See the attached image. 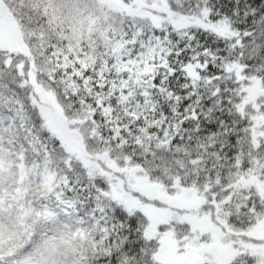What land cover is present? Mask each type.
<instances>
[{
	"label": "trees",
	"instance_id": "trees-1",
	"mask_svg": "<svg viewBox=\"0 0 264 264\" xmlns=\"http://www.w3.org/2000/svg\"><path fill=\"white\" fill-rule=\"evenodd\" d=\"M217 2L227 5L230 0ZM2 3L15 19L26 50L0 47V264H101L110 229L80 216L76 206L91 199L105 205L115 202L132 213L138 210L115 197L111 180L88 168L50 130L36 102L40 90L53 92L70 119L79 117L96 129L99 125L86 104L90 102V108L100 104L98 118L110 126L109 144L97 143L89 135L88 152H120L122 165H138L141 173L169 191L196 187L205 189L210 198L225 200L232 185L249 172L264 179V140L256 142L252 130L257 107L246 97L249 79H260L264 86L260 17H254V27L247 30L240 28L239 16L210 25L223 38L225 55L215 76L197 73L193 84L194 91L203 94L221 93L213 108H223L225 131L188 133L181 130L175 105L168 114L169 95L152 85L164 50L157 42L147 44L146 51L142 40L153 28L180 24L155 26L152 20L113 9L103 0ZM181 4L182 0H167L169 11L179 16ZM118 39L133 44L131 55H124L121 62L140 57L119 73L114 57ZM74 78L86 81L88 90L73 93L69 84ZM172 86L178 87L176 82ZM259 104L264 107L262 101ZM228 132L236 133V138L230 139ZM252 191L246 197L250 201L233 205L228 217L239 231L236 237L243 239L246 229L264 213V196ZM139 212L145 219L136 264H162L156 258L158 239L147 235L149 218ZM188 227V223L175 225L178 240L188 236ZM249 254L227 264H256Z\"/></svg>",
	"mask_w": 264,
	"mask_h": 264
},
{
	"label": "rangeland",
	"instance_id": "rangeland-1",
	"mask_svg": "<svg viewBox=\"0 0 264 264\" xmlns=\"http://www.w3.org/2000/svg\"><path fill=\"white\" fill-rule=\"evenodd\" d=\"M113 9L125 11L127 14L152 20L155 26L165 22H175L182 25L185 17L169 11L167 0H103ZM139 34V32H137ZM136 34V35H137ZM148 43L143 48L149 50ZM133 44L115 42L114 57L117 62L116 71L122 72L126 64L138 63L136 56L121 62L124 55H131ZM0 47L9 51H25L24 37L9 10L0 0ZM127 47V50H126ZM141 49L140 46L137 47ZM119 54H116V52ZM126 56V57H128ZM143 55L142 57H145ZM113 57V60H114ZM116 67V66H115ZM197 73H193L196 75ZM69 88L74 93L83 94L82 89L88 90L86 81L77 82L73 79ZM125 88L122 81L121 88ZM247 103L256 104L255 123L252 126L256 142L264 140V86L260 79L251 78L247 81ZM79 88V89H78ZM36 102L50 130L58 136L66 149L77 156L90 169H97L111 180L112 191L131 208L144 212L149 217L147 235L156 237L159 241L157 260L162 264H227L241 254L250 252L256 264H264V213L256 217V222L246 229L245 239L236 237L239 231L234 230L229 216L233 205L244 206L250 201L247 195L253 194L252 189L259 190L264 196V179L253 172L247 178L236 181L230 188L225 200L210 196L205 189L174 188L171 191L163 184L153 181L148 175L138 169V165H122L119 153H90L85 147L87 136L94 138L97 143L109 144L110 126L98 118L100 104H95L88 110L92 111L99 128H92L77 117L70 119L53 92L38 91ZM264 106V105H263ZM189 224L188 236L178 240L177 224ZM251 234L256 239H253ZM263 242V243H261ZM218 262V263H217Z\"/></svg>",
	"mask_w": 264,
	"mask_h": 264
},
{
	"label": "snow or ice",
	"instance_id": "snow-or-ice-1",
	"mask_svg": "<svg viewBox=\"0 0 264 264\" xmlns=\"http://www.w3.org/2000/svg\"><path fill=\"white\" fill-rule=\"evenodd\" d=\"M181 7V15L185 17L181 26L169 24L166 29L153 28L142 37L149 45L158 42V48L164 50L152 85L161 94L169 95L168 114L175 105L182 132L199 133L203 129L209 134L224 133L223 108H213L221 93L194 91L193 73L215 76L219 71L216 65L225 55L224 40L210 25L225 17L239 16L243 17L241 29L252 28L254 17L264 20V0H230L227 5L217 0H182ZM173 82L178 87H173ZM223 103L227 101L222 100ZM40 119L43 121V117ZM226 135L235 139L237 134ZM76 207L80 216H89L106 230L110 229L99 257L101 264H136L135 254L142 244L140 224L145 219L139 210L132 213L115 202L105 205L99 201L93 203L91 199Z\"/></svg>",
	"mask_w": 264,
	"mask_h": 264
}]
</instances>
